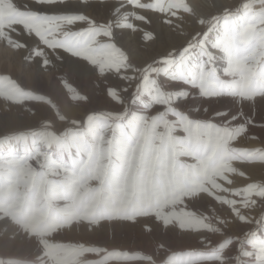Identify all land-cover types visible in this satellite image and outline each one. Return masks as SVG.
I'll list each match as a JSON object with an SVG mask.
<instances>
[{
	"label": "snow or ice",
	"instance_id": "obj_1",
	"mask_svg": "<svg viewBox=\"0 0 264 264\" xmlns=\"http://www.w3.org/2000/svg\"><path fill=\"white\" fill-rule=\"evenodd\" d=\"M203 7L0 0V264H264V0Z\"/></svg>",
	"mask_w": 264,
	"mask_h": 264
},
{
	"label": "rangeland",
	"instance_id": "obj_2",
	"mask_svg": "<svg viewBox=\"0 0 264 264\" xmlns=\"http://www.w3.org/2000/svg\"><path fill=\"white\" fill-rule=\"evenodd\" d=\"M211 2H214V0H211ZM189 3L192 4L193 8L195 9L196 12H198V14L203 13V12L206 11V10L204 11L202 9L200 0H194V1L189 0ZM186 22H187V26L189 27L190 18L187 17V16H185L184 20L179 21V23L183 25L184 29H187L188 28L186 26ZM0 47H1V45H0ZM3 47L4 48H7L5 46H3ZM6 58L7 59L8 58L11 59L13 61V63H15L14 64V67L17 70V74H19L20 72H23L24 74H28V73H30L32 71L30 64H27V63L23 62L22 61V58H20V55L18 53H15L14 55H8V57H6ZM5 108H6V106L3 103H0V112L5 111ZM81 111H82V106L81 107H70V108H65L64 109L65 115H67L70 118L73 117V116L80 115L81 114ZM258 146H261L259 141H257V143H255L249 149L255 148V147H258ZM250 158H252V157H250ZM262 170H264V169H262ZM263 172L264 171H262L261 174H264ZM254 182H258V181H254ZM219 183L223 187H226V188H228L230 190H235V189H238V188H240L242 186L241 184L234 183L233 180H232V183L231 184H227L226 182L223 183L221 180L219 181ZM260 183H263V182H260ZM213 189H215V188H212V190H210V187H209V190L212 191V192H214V193L216 192L215 193L216 195H220V196H223V195L224 196H230V192H227V193L226 192H220V191L213 190ZM260 202L261 203H264V200H261ZM213 207L215 208L214 215L221 216V217H227V215L229 214L228 211H227V209L222 204L221 205L213 204ZM237 207H239L241 209V212L243 214H245V215H249L250 216V215L256 214V213L258 215H260V213H261V211H259L260 210L259 207L249 206V208H244L241 204H238ZM203 211H206L207 212V211H209V209L207 207H205L203 209ZM209 214H213V213L210 212ZM3 227H4L3 225H0V231L3 230ZM230 227L224 229V231H225L226 234H236V233H238V231L236 230L237 229L236 227H238V226H236V225L232 226L231 225ZM218 238H224L225 239V236H221L219 234H216V235L213 236V239L216 240V241H217Z\"/></svg>",
	"mask_w": 264,
	"mask_h": 264
},
{
	"label": "bare ground",
	"instance_id": "obj_3",
	"mask_svg": "<svg viewBox=\"0 0 264 264\" xmlns=\"http://www.w3.org/2000/svg\"><path fill=\"white\" fill-rule=\"evenodd\" d=\"M191 1H194V0H191ZM210 2H211V0H210ZM200 3H201V6H202V9L205 11L206 9L203 7V4L205 3V0H200ZM189 18H190V21H191L192 18L191 17H189ZM177 23H179V21H177ZM186 26H187V22H186ZM14 54L15 53L13 52V50L4 48L1 45V47H0V68L10 67L15 72H17L16 68L14 67L15 63H13V61L11 59H9V58L7 59L6 58V57H8V55H14ZM255 143H257V141L249 140V139H246V138H241L238 141L237 146L241 147V148H245V147L246 148H250ZM235 155H236L237 158L236 159H232L230 161V167L234 168L236 171L229 174V178H231V180H233L234 183L241 184V185H246V184H248L250 182H254V181H258V182H263L264 183V174H261V172L264 171V170H262V169H264V166L247 164V163H241L240 160H242L243 158L244 159L245 158L246 159H250L251 156L249 154H247V153H238V154H235ZM240 173H247L248 176L250 177V179L246 180ZM221 181L223 183L225 182L224 180H221ZM218 183H219V181H218ZM209 187H210V190H212V188H215V187H212V186H209ZM213 190H217V189L215 188ZM259 211H262V210L260 209ZM255 215H258V214L256 213ZM232 226H234V225H232ZM236 228H237L236 230L239 232V228L238 227H236ZM223 239L224 238H218L217 241H220V240H223ZM230 254H231L230 251L228 253H226V255H230Z\"/></svg>",
	"mask_w": 264,
	"mask_h": 264
}]
</instances>
